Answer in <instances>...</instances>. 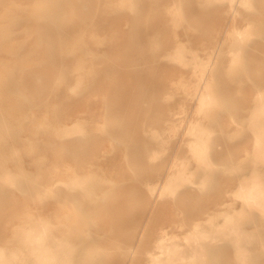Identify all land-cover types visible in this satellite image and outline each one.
I'll list each match as a JSON object with an SVG mask.
<instances>
[{
  "label": "rangeland",
  "instance_id": "obj_1",
  "mask_svg": "<svg viewBox=\"0 0 264 264\" xmlns=\"http://www.w3.org/2000/svg\"><path fill=\"white\" fill-rule=\"evenodd\" d=\"M178 1L138 0L137 19L132 22L127 10L115 14L105 10L106 0H85L84 5L73 0L69 16L80 19L75 29H68L65 23L62 32L79 30L86 40L94 33L101 40L99 44L88 42L93 50L91 81L78 94L63 99L53 97L48 85L39 89V95L29 87L23 89L33 99L30 115L20 134L0 150V177L7 171L21 181L25 179L21 185H5L7 192L0 195V247L7 252L20 248L13 234L26 219V210L36 216L48 215L54 223L63 222L66 215L69 221L75 219L72 201L80 196L67 185L72 170L64 164H71L68 146L78 143L87 147V153L76 174H99L102 180L93 189L98 196L83 202L87 223L81 220L90 235L71 249L74 255L70 264H150L147 252L160 250L154 246L160 227H165V237H172L171 249L188 255L194 245L185 236L196 219H204L200 229L210 235L202 238L205 247H199L204 259L190 260L192 264H264V211L248 210L249 206L242 205L234 193L239 178L253 169L264 187V157L262 150L258 158L255 156L253 145L258 140L264 147V122L259 124L253 111L256 102L264 105V0L235 4L229 0H180L186 18L180 24L171 20ZM161 15L166 20L162 25L155 24ZM36 26L30 22L17 25L10 42L23 46L24 53L34 44L42 45L50 36L38 37ZM235 28L242 31L237 33L241 39L235 35ZM5 42L0 40L1 45ZM130 47L137 50L131 54ZM177 47L187 50V65L172 59ZM21 59L0 52V70L22 75L33 62ZM30 59L50 73L58 71L51 64L63 66L62 61L45 57L39 49L30 54ZM197 63L209 68L202 91L209 89L214 95L213 102L201 110L191 97L198 70L203 68ZM76 73L69 84L75 82ZM64 74L62 69L58 73L60 77ZM32 93L34 97L41 95V99ZM256 94L260 98L253 101ZM54 102L60 106L50 114L57 121L67 126L75 124L87 134L77 141L78 134L72 133L54 140L55 147L50 151L23 154L25 145L48 140L49 136L28 129L40 124V116ZM9 112L7 122L16 123L19 113L15 108ZM119 120L122 126H118ZM190 120L206 129L204 155L208 161L192 154ZM127 136L144 141L145 148H129L124 142ZM12 148L16 149V160L5 158L14 151ZM151 168L160 171L151 172ZM164 169L167 173L184 170L188 177L175 184L173 194L164 187ZM222 200L228 204L214 211ZM227 215L238 218L239 233L216 228ZM249 215L252 220L247 224L244 219ZM62 228L55 234L59 235ZM232 241L237 246H232ZM24 258L25 251L14 258V264H24Z\"/></svg>",
  "mask_w": 264,
  "mask_h": 264
},
{
  "label": "bare ground",
  "instance_id": "obj_2",
  "mask_svg": "<svg viewBox=\"0 0 264 264\" xmlns=\"http://www.w3.org/2000/svg\"><path fill=\"white\" fill-rule=\"evenodd\" d=\"M75 1H79L82 5L85 4V0ZM229 1L235 4L240 0ZM178 4L179 5L175 11L176 13H174L175 15L171 18V20L176 21L180 24V22L186 20V18L180 8V0L178 1ZM72 5L73 0H22V2L18 0H0V40H6L5 44H0V52L19 56L22 58V62H33V66H31V69L26 72H22V75L19 76L12 70L6 72L0 70V150H3V148L9 144L12 141L11 139H15L16 137L14 136H18L20 134V132L25 128V121L30 115L28 108L33 99L28 98L29 95L27 96V94L25 95L23 93L24 87H29L31 89V92L38 93L40 91V88L46 87V85H48V89L53 94V97L63 99L68 98L70 94H78L79 91H82L81 88H85L86 86H88L91 81L90 72H92L93 69L90 68L89 65L92 63L90 55H92L93 50L92 46H90L88 42L99 44L101 40L99 36L94 33H91L90 39L86 40V38L82 37V32L79 30H73V33L62 32V27L65 23L69 26L68 29H75V25L80 19L78 17L69 16L70 12H73L71 8ZM137 8L138 0H106L104 4V9L112 14L123 10L129 11L128 18L131 19L132 22H135L137 19ZM232 10L234 11V9ZM65 18H67V20ZM165 20V16L161 15L154 20V23H161L162 25ZM25 22L35 23L37 25V30L40 31L37 32L38 37L50 36V38L42 45H32L26 53H24L23 46L16 45L10 42L14 28L17 25ZM3 24L5 26H3ZM50 29L52 30L50 31ZM233 31L236 32L235 35H237V33H242V31H238L237 28H235V30ZM247 36H249V34ZM240 37L239 39H241ZM242 41L243 40H241V42ZM38 49L42 50V53L45 57L50 58L54 61H62L63 66L59 65L58 67H55L54 64H51V67H53V69L55 68L54 70H58L56 71L57 73L48 72L47 68H42L39 63H37L35 60L33 61L32 59H30V54L34 53V51H38ZM128 50L132 54L137 49L136 47H130ZM186 52L187 50H184L182 47H177L174 50L173 54H171L172 59H176L186 64ZM198 64L199 66H201V68H203H199L201 70H198L200 71V74L198 76L197 83L195 84L194 91L191 93V97L198 101V107L201 110L203 107L213 102L214 95H212L211 91H208L209 89L205 92L202 91L206 81L205 73L209 68H207L205 64L203 65V63H197V65ZM1 67L2 66L0 64V68ZM61 69L65 71L64 77H60L58 75ZM75 71L77 72L73 77L75 79V82L69 84L68 81L70 77L73 76V72ZM207 88L208 87H206L205 89ZM32 94L34 97V93ZM258 95L259 94H256V98H253V101L260 98H257ZM34 98H38V100H40L41 95ZM113 102H117V99H114ZM58 104L59 102H54L53 104H51L50 108L45 109V112L40 116V124L36 125L35 127H31V129H28V131L35 133L39 132L49 136V138H47L48 140H40L36 144L29 143L25 145L22 151L23 154L30 155L33 152L39 150L50 151L55 147V141H58L63 136H67L72 133L73 135L74 133L78 134L76 137L77 141L83 139L87 134L84 129L78 128L75 124H73L72 126H67L63 122L60 123L59 121H57L56 116L50 114V111L52 112L55 111L56 108H59L60 104ZM256 104L257 106L253 111L257 116L256 118V116L254 115L255 120L260 124L264 122V105L262 103V105H258L257 102ZM11 108H15L19 113L18 121L16 123L11 122V120L10 122H7V118H11V114L9 112ZM168 114H170V111L168 112ZM118 122V126H122L121 120H119ZM189 123L191 124V126H189V131L194 135L193 139L190 141V144L188 143L190 145V149L193 152L192 154H194L197 159L201 161H208L209 158L206 157V154L204 155L207 149V139H205L204 137L206 129L199 125L198 122H194V120H190ZM154 137L155 133L153 135V138ZM124 142L125 145L129 148L138 150L144 149L146 144L144 141L139 142L129 136L124 137ZM77 144L78 143L72 144V146H68V151H66V153L67 156L71 159V164H64L67 169L72 170V173L67 179V185L71 189H76L79 192L80 196V199L73 197L72 201L74 204L72 211L75 213V219L69 221L68 219L70 218V216L66 215V220H64L63 222L54 223L48 220V215L36 216L32 214L31 211L28 212L26 210L24 212L26 214V219L21 224L17 225V231L13 234L16 236L18 242L20 243V248L16 252L12 251L9 253L3 247H0V264H14V258H16L18 255L20 256L24 251L26 252V258L21 259V262H23L24 264H70V260L74 255H72L71 249H73L75 245L83 243V241L86 240L90 235V230L83 227L82 220H84V224H86L87 221L84 217L82 205L85 199L89 198L93 200L95 199L93 196H98V194H95L93 192V189L100 183L102 177L99 174H95L93 176H82L78 173L76 174V168L79 165H82L87 153V147L84 144L80 146H78ZM253 145L255 146H253L255 148V156L258 158V156H260L259 152L262 150L260 153L261 156L263 155L264 157V147L261 145L260 141H255ZM12 149H14V151L8 153V156H5V158L8 160L17 159L15 155L17 154L16 149ZM253 154L254 153H252L251 155L253 156ZM2 167L3 166L0 164V168ZM150 171L154 172L160 170L159 168H151ZM163 173L164 174L161 177H163V179L165 177L166 179L164 187L168 191V193L172 194L175 192L174 186L179 180L184 181L188 179V177L185 175L184 170H177L173 173H167V171H165L164 169ZM257 173V170L253 169L247 176L239 178L240 181L237 184L234 193L239 197V199H241L242 205L249 206L248 210L258 209V211H264V187ZM24 180L25 179L21 181L10 172H3L0 177V195L7 192V190H4L5 185H21ZM147 185H149V182L147 183ZM151 190L153 191V187H151ZM51 194L56 195L57 193L51 192ZM70 194L74 195V193ZM227 204V200L218 202L216 204L217 207L214 211H221L222 208ZM236 219L238 220V218ZM236 219L230 215H227L224 217V221L221 224H217L219 226L216 228L222 227L221 231L223 230L227 233L233 232L234 234V232L238 230L239 225ZM262 219L264 223V215ZM203 220L204 219L193 220L191 232H189V234L185 236V238L189 240L188 242H192V244L194 245L192 252L188 255L180 254L175 251L176 249L172 250L171 248L174 243L171 242L172 237H165V227H160L159 234L157 235L154 242V246L158 247L160 250L158 251V253L149 251L147 252L150 264H163V260L166 261L167 264H169V262H172L173 264H182L183 262L184 264H192L191 262L195 259H204L205 254H203L204 257H202L203 255L201 256V250H199V247H205L202 238L204 239L208 237L210 233H207L200 229ZM244 220L245 223L248 224L252 220V216L249 215ZM61 225H63L62 231L59 235L55 234V231L60 230ZM262 228L264 229V224H262ZM236 232L239 233V231ZM231 245L237 246L236 241H232ZM239 249L240 248L238 247V250ZM121 257L122 259H124V255H122ZM187 258L189 261H186Z\"/></svg>",
  "mask_w": 264,
  "mask_h": 264
}]
</instances>
